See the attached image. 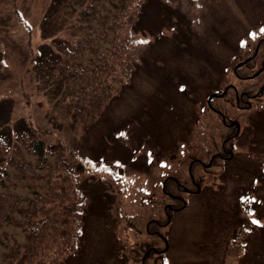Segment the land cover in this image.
<instances>
[{"label": "rangeland", "instance_id": "374dc122", "mask_svg": "<svg viewBox=\"0 0 264 264\" xmlns=\"http://www.w3.org/2000/svg\"><path fill=\"white\" fill-rule=\"evenodd\" d=\"M51 1L0 0V114L44 127L49 142L79 154L85 232L61 264H157L164 255L166 264H264V92L251 109L233 110L243 132L227 147L232 158L204 166L229 130L208 96L228 88L212 105L231 110V87L264 85V0L143 1L135 74L90 128L64 116L54 81L38 73L43 48L54 45L42 32ZM193 160L202 190L188 194ZM169 174L182 184L169 178L162 191ZM245 222L252 233L239 256L229 255Z\"/></svg>", "mask_w": 264, "mask_h": 264}, {"label": "trees", "instance_id": "16d2710c", "mask_svg": "<svg viewBox=\"0 0 264 264\" xmlns=\"http://www.w3.org/2000/svg\"><path fill=\"white\" fill-rule=\"evenodd\" d=\"M143 1H51L42 32L54 45L43 48L38 73L42 81H54L50 92L56 85L52 93L64 116L90 128L129 85ZM0 115V263L61 264L85 232L79 154L64 141L49 142L42 126L23 118L17 126ZM249 227L237 231L229 255H240Z\"/></svg>", "mask_w": 264, "mask_h": 264}, {"label": "flooded vegetation", "instance_id": "af4514ba", "mask_svg": "<svg viewBox=\"0 0 264 264\" xmlns=\"http://www.w3.org/2000/svg\"><path fill=\"white\" fill-rule=\"evenodd\" d=\"M245 66V65H243ZM260 72H264V69L261 68ZM258 89L255 93L250 92V90L244 91V90H239L236 87L232 88V90L234 91V98L231 101V105L234 103L235 106H231V110L229 107L225 108V109H221V108H217L218 106L215 107V105L213 106L212 101L210 102L209 107L214 110L215 114L222 120V123L225 127H229V130L225 133L226 137H224L223 143L220 144V148L219 150H217L214 154L211 155L210 157V164H206L204 166L206 167H212L213 163L218 162V160L223 159L225 160V158L228 157V155L231 156L232 158V154L234 151L233 149H229L227 148L228 145L232 142H234V140L231 141L232 138H237L242 132V127H241V123H240V117L241 115L239 113L233 112V110L236 111H246L251 109V107L253 106V101L258 98V92H261V95L264 92V85H261V88H259L258 86H256ZM225 94H223V96L218 97V98H224V96L227 94L228 90H223ZM235 100V101H234ZM234 101V102H233ZM233 102V103H232ZM226 153H228V155H226ZM201 162V160H198ZM193 163H195V160L192 161V164L190 165V171H189V175H190V179H191V184L194 185L196 187L195 190L190 189V188H186L185 192L188 194H195L198 191L197 185L201 186L202 181L198 178H196L195 174L193 173ZM171 178L173 181H175V183L177 185L182 184L180 182V180H178L177 176L174 175H169L168 179ZM167 184V181H166ZM202 190V187H201ZM167 194L171 195V197H173V199L175 200H185V197L181 196V195H177V194H172L170 192H167ZM168 209L175 211L177 210V208H174L172 206V204H168ZM160 236H162V234H160ZM164 250V249H163ZM163 252V251H162Z\"/></svg>", "mask_w": 264, "mask_h": 264}, {"label": "snow or ice", "instance_id": "6c2138e0", "mask_svg": "<svg viewBox=\"0 0 264 264\" xmlns=\"http://www.w3.org/2000/svg\"><path fill=\"white\" fill-rule=\"evenodd\" d=\"M262 31H264V29H262ZM254 223H258L257 221H253Z\"/></svg>", "mask_w": 264, "mask_h": 264}]
</instances>
